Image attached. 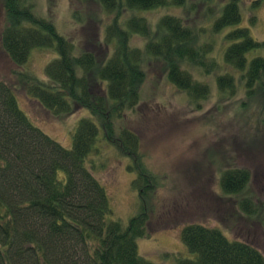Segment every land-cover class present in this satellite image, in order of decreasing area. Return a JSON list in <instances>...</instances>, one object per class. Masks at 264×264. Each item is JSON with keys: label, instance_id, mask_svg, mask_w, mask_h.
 Segmentation results:
<instances>
[{"label": "trees", "instance_id": "obj_1", "mask_svg": "<svg viewBox=\"0 0 264 264\" xmlns=\"http://www.w3.org/2000/svg\"><path fill=\"white\" fill-rule=\"evenodd\" d=\"M96 1L108 14L120 9L143 13L185 2ZM3 8L7 22L0 45L13 65L25 66L35 49L57 53L45 66L47 82L25 73L22 88L27 97L55 116L67 115L78 106L87 109L90 117L79 121L72 147L65 149L29 121L15 88L0 80V264H153L139 256L136 241L148 232L144 198L155 181L139 164L138 135L116 124L140 100L146 59L162 63L169 82L191 100L205 99L208 85L197 81L184 65L194 63L210 74L209 49L196 48L192 31L175 16L165 15L155 29L145 18L134 16L123 23L116 17L106 27L104 40H94L105 52L103 60L88 51L78 56L49 19L33 12L32 0H3ZM240 23L238 1L231 0L223 6L213 31L232 28L225 34L229 44L222 66L239 72L246 95L252 96L264 86V55L250 60L247 55L264 49V42L254 40ZM132 35L146 40L143 49L130 45ZM110 44L113 52L108 55L105 49ZM216 85L225 96H234L238 89L230 72L219 74ZM99 130L133 161L132 187L143 204L126 227L110 219L107 192L86 167ZM250 179L247 169L234 167L222 171L219 182L223 194L231 196L241 194ZM239 209L251 217L255 214L250 199L241 200ZM181 236L193 257L178 258L177 264H264L257 248L244 239H227L218 228L191 223L183 227Z\"/></svg>", "mask_w": 264, "mask_h": 264}, {"label": "rangeland", "instance_id": "obj_2", "mask_svg": "<svg viewBox=\"0 0 264 264\" xmlns=\"http://www.w3.org/2000/svg\"><path fill=\"white\" fill-rule=\"evenodd\" d=\"M32 1L33 12L49 19L57 32L71 41L78 56L88 51L103 60L105 52L94 40H104L106 27L116 17L123 23L134 16L145 18L153 29L165 15L175 16L192 31L196 48L209 49L206 64L212 65L210 74L194 63L184 65L197 81L208 85L205 99L191 100L169 82L162 63L146 59L140 100L116 124L118 129L138 135L139 164L155 181L153 191L144 198L149 225L147 234L136 241L138 254L153 264H177L178 258H192L181 231L187 224L201 223L218 228L229 240H246L264 255V86L252 96L246 95L240 73L222 66L229 44L225 34L232 28L213 31L223 6L231 0H185L181 7L143 13L120 9L112 14L96 0ZM237 1L239 26L248 28L254 40L264 42V0ZM6 22L0 0V33ZM145 44V39L131 36L133 48L143 49ZM105 50L112 53L113 44ZM263 55L264 49H259L247 58ZM56 57L55 51L35 49L27 64L17 67L0 45V80L15 88L20 109L33 125L70 149L77 125L90 117L89 111L74 106L69 114L55 116L29 99L22 88L25 73L46 81L45 66ZM226 72L235 75L238 89L234 96L222 95L217 88L216 77ZM94 149L86 167L107 192L110 219L126 227L143 204L132 187L136 178L133 161L108 143L101 130ZM234 167L247 169L251 179L241 194L227 196L220 187V174ZM243 199L253 202L252 217L239 209Z\"/></svg>", "mask_w": 264, "mask_h": 264}]
</instances>
